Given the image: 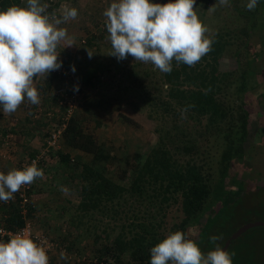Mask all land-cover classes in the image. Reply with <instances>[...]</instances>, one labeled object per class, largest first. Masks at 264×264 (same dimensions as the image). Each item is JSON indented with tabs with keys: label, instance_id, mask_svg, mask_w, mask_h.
Segmentation results:
<instances>
[{
	"label": "rangeland",
	"instance_id": "1",
	"mask_svg": "<svg viewBox=\"0 0 264 264\" xmlns=\"http://www.w3.org/2000/svg\"><path fill=\"white\" fill-rule=\"evenodd\" d=\"M20 1L17 6H26V0ZM160 1L152 0L153 3ZM111 2L40 0L42 5L48 6L47 14L55 13L59 17L62 6L67 5L76 8L78 16L60 25L67 29L76 45L63 49L62 45L58 47L61 67L51 71L48 79L38 83V90L45 93L51 91L56 97V103L60 105L55 92L66 89V92L72 93L78 86L80 96L71 114L75 120L73 127L77 130V136H80V132L92 134L100 145L96 156L80 150V161H70L69 158L65 165L68 166L70 176L68 174L67 179L58 180L72 204L69 210L67 208L55 212L56 216L59 215L56 219L62 220L64 233H69L75 242L65 250L68 258L60 259L56 264H138L131 256L135 244L133 238L144 237L146 240L140 242L146 243L153 234L160 241L169 231L177 230L193 240L197 238L202 223L212 216L217 206L214 198L209 200L211 205L201 218L189 221L183 228L181 222L184 214L179 195L175 199L171 196L168 202L161 203L152 185L146 183L140 195L130 189L132 180L142 172L148 155L155 148L173 150L174 145L179 144L173 152L174 164L179 166L192 159L193 163L202 164L205 172L208 169L212 171V187L215 186L213 188L217 194L224 189L223 180L217 181L216 173L224 149V138L214 134L211 128L207 131L206 118H196L195 112L185 114L177 102L171 101L174 110H170L171 104L165 102L168 100V83L164 80V73L153 64L136 61L130 55L119 60L109 55L112 47L102 13ZM248 2L228 0L227 5H220L219 0H195L194 8L208 29L206 35L213 40L225 42L222 54L216 59L218 71H240L246 68L248 83L241 100L248 111L247 131L242 149L230 163L225 179L227 186L242 189L264 182V0H258L251 11L246 8ZM213 6L215 11L211 10ZM245 27L249 30L247 36L242 32ZM88 51L93 53L91 58ZM238 51L240 57L236 55ZM73 66L81 69L82 77L80 80L77 78L78 81L73 78L76 72L72 71ZM34 82L38 81L34 79ZM85 94L93 95V98L92 102L80 108L79 118L75 111ZM99 95L101 100L98 99ZM228 95L231 101L238 102L240 99L233 88L228 91ZM103 98H106L105 101H102ZM60 106L63 107L60 109L64 120L65 106ZM58 121L56 126L60 124ZM188 138H192L199 152L197 149L193 154L184 153L179 148ZM62 142L66 143L61 135L58 144ZM83 164H88L123 186L125 192L122 193L119 205L115 204L117 199L114 203L102 200L91 214L80 213V176ZM253 204L258 210L255 213L241 210L238 213L241 216L233 223V230L248 221H264V187L249 192L245 206ZM79 213L83 216L81 228L72 229L73 223L80 218ZM96 233L98 239L93 243ZM252 234L255 239L251 237ZM263 235L262 228L249 229L233 240L227 251L232 255L249 236L254 241ZM128 243L133 247L124 250ZM257 244L262 248L263 255L264 240ZM105 247L109 248L107 253L103 251ZM51 264L55 262L51 261Z\"/></svg>",
	"mask_w": 264,
	"mask_h": 264
},
{
	"label": "clouds",
	"instance_id": "2",
	"mask_svg": "<svg viewBox=\"0 0 264 264\" xmlns=\"http://www.w3.org/2000/svg\"><path fill=\"white\" fill-rule=\"evenodd\" d=\"M257 2L249 0L246 8L253 10ZM219 4L227 5L228 0H219ZM47 7L40 0H26V6L10 5L0 10V106L5 115L16 112L25 99L38 104L34 77L46 79L48 73L61 67L58 47L76 45L60 25L76 19L77 9L64 5L58 17L47 14ZM194 8L195 0H112L102 13L112 47L109 55L118 60L130 55L163 73L171 72L173 60L194 66L213 43ZM211 10L215 11V7ZM92 54L88 51L89 58ZM43 175L35 161L22 169L11 168L7 174L0 172V201L13 199L22 186ZM7 235L6 241L0 240V264H49L46 249L30 233L22 230ZM217 239L210 237L213 243ZM67 258L61 250L60 259ZM150 264H232V258L218 244L203 253L193 239L177 230L169 231L151 247Z\"/></svg>",
	"mask_w": 264,
	"mask_h": 264
},
{
	"label": "trees",
	"instance_id": "3",
	"mask_svg": "<svg viewBox=\"0 0 264 264\" xmlns=\"http://www.w3.org/2000/svg\"><path fill=\"white\" fill-rule=\"evenodd\" d=\"M20 2V0H0V10L6 9L10 5H18ZM160 2L166 3L167 0H161ZM248 31L246 27L242 30L245 36L248 35ZM217 40L212 39L211 50L194 66L189 67L182 62L172 61L171 72L164 73V80L168 83L167 95L169 100H165V102L169 105L171 101H175L179 104L181 110L187 109L185 114L195 112L196 118H206L207 131L211 128L214 134L224 138V149L221 152L216 169L217 181L223 180L224 189L219 191L218 194L216 193V189L213 188L215 186L212 187V171L208 169L205 172L202 164L197 165L192 162V159L179 166L174 164L173 152L175 153V149H178L179 144H173V150L155 148L152 154L148 155L147 163L144 164L142 172L140 171L141 173L139 172L140 174L135 176L130 187L132 191L140 195L147 184L152 185L155 192L157 191L156 196L158 195L161 203L168 202L171 196L175 199L179 195L181 210L184 214V219L181 222L183 228L189 221L201 218L203 213L208 210V206L211 205L209 200L214 198L217 206L213 210L212 216L202 223L199 234L194 240L205 254L213 250L217 244L222 247L224 241L235 228L233 223L241 216H238L241 210L245 209L251 211V213L258 210L255 208V204L250 205L251 207L245 206L246 198L249 197V192L258 191L261 187H264V182L258 186L245 189L227 186L225 182L230 163L234 156L241 151L242 141L247 131L248 111L243 100H241V96L247 89L248 76L244 67L240 71L239 69L225 72L218 71L216 59L222 54L225 42L222 43ZM236 55L239 56V51ZM36 78L34 77V79ZM232 88L240 98L238 102L229 99L228 91H231ZM173 107L171 104V111L174 110ZM59 120L58 122L61 124L63 116ZM66 121L67 126L62 131V137H64L66 144L86 153L98 155L100 145L97 143L95 136L82 134L81 132L80 136H77V130L72 124L75 121L74 118L71 116ZM191 140L192 138L186 139L185 143L183 142L179 147L184 153L193 154L199 148ZM197 152H199V149ZM61 157L64 163L69 161V157L64 155H61ZM80 186L79 210L84 215L91 214L96 209V205L102 200L114 203L117 199L115 204L119 205L123 196L122 193L125 192L123 186L105 177L88 164L82 165ZM17 199L19 202L20 197L18 195ZM26 205V216L20 212L19 206L15 204L11 206L10 211L7 213L8 217L3 219L0 224L10 230L21 227L25 220H28L27 216L31 212V205ZM80 213V218L73 223L74 227L81 228V217L83 216ZM254 228L264 229V226ZM255 235L257 234L255 233ZM212 236L218 237L215 243L210 240ZM251 237L255 239L253 234ZM263 237L264 235L252 241L249 236L245 243L240 245L239 249L231 255L232 264H264V254L261 253L262 248L257 244V242L264 240ZM97 239L98 235L96 233L94 234L93 243ZM140 240L144 241L146 239L144 237L142 239L140 237L133 238L134 247L128 243L123 249L133 247L131 256L138 261L136 263L150 264V249L159 242V239L152 234L146 243H142ZM123 245H125L124 242ZM108 250L109 248L106 247L103 249L105 253Z\"/></svg>",
	"mask_w": 264,
	"mask_h": 264
},
{
	"label": "crops",
	"instance_id": "4",
	"mask_svg": "<svg viewBox=\"0 0 264 264\" xmlns=\"http://www.w3.org/2000/svg\"><path fill=\"white\" fill-rule=\"evenodd\" d=\"M75 69L73 78L80 80V67L77 66ZM36 80L38 82H34V84L39 93L40 102L38 104H30L25 99L24 103L11 115H5L2 106H0V172L7 174L11 168L20 169L30 158L45 150V159L39 167L44 175L42 178H36L33 183L26 184V187L22 186L18 192L13 194L14 198L8 202L0 201V222L8 217L7 213L12 205H18L20 212L26 216V204H30L31 212L27 219L36 233L46 235L56 244L50 253L51 261L56 264V261L60 260L59 250L65 252L66 248H71L70 244L75 242L69 233H64V226L61 225L62 220L56 219L59 215L55 214V212L67 210V208L69 210L72 204L70 197L66 196L65 190L58 182L60 179H67L68 174L70 176L68 166L65 165L66 162L62 161L61 155L69 157L70 161H80L81 154L80 149L72 148L63 142L49 151L46 150V140L52 130L57 127L55 123L63 115L61 110L63 107L56 103V98L51 91L45 93L38 90V83L45 79L37 76ZM92 98L93 95L85 94L79 100L75 115L80 118V108H84L89 101L92 102ZM98 99L101 100L100 95ZM105 99L103 98L102 101ZM20 191L25 195L23 204L17 199ZM73 227L72 229L79 230L77 227ZM68 230L70 231L71 227ZM61 244L64 245L61 246Z\"/></svg>",
	"mask_w": 264,
	"mask_h": 264
},
{
	"label": "built area",
	"instance_id": "5",
	"mask_svg": "<svg viewBox=\"0 0 264 264\" xmlns=\"http://www.w3.org/2000/svg\"><path fill=\"white\" fill-rule=\"evenodd\" d=\"M55 93H56L55 94L56 96L58 95L57 97H58L59 104L65 106L64 107L65 114H64V120L61 122L60 125H58L55 129L52 130V132L50 133L49 137L46 140V150L48 151L51 148H55L58 146L59 139L62 135V131L66 125V120L71 116L72 112L74 111L76 103H77V99L80 96L79 90L69 93V92H66V89H59ZM45 152L46 151L43 150V152L41 151L36 156L30 158L27 163L23 164L22 167H20V169H22L23 166L26 164H31L32 161H35L36 166L39 168L40 164L45 159ZM24 187H26V185ZM24 196H25L24 193L20 191L19 197H20L21 204H23L22 202H24V198H25ZM0 230H2V232H0V240H5V241L8 239L7 234H15L22 230L24 232L30 233L31 238L36 243L42 245L46 249L47 255L49 258V264H51L50 253L56 247V244H54V242L51 239H49L47 236L36 233L33 230V227L28 220H25L24 224L21 227L17 228L16 230L7 229L2 225H0Z\"/></svg>",
	"mask_w": 264,
	"mask_h": 264
},
{
	"label": "water",
	"instance_id": "6",
	"mask_svg": "<svg viewBox=\"0 0 264 264\" xmlns=\"http://www.w3.org/2000/svg\"><path fill=\"white\" fill-rule=\"evenodd\" d=\"M258 226H264V221L261 220H255V221H248L240 226H238L229 236L228 238L224 241L223 245L221 248L227 250L230 246V243L237 239L240 235H242L244 232L247 230L258 227Z\"/></svg>",
	"mask_w": 264,
	"mask_h": 264
}]
</instances>
